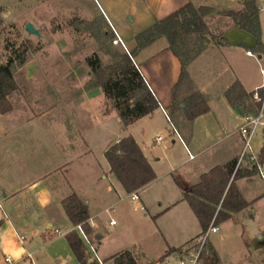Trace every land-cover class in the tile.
<instances>
[{"label": "rangeland", "instance_id": "obj_1", "mask_svg": "<svg viewBox=\"0 0 264 264\" xmlns=\"http://www.w3.org/2000/svg\"><path fill=\"white\" fill-rule=\"evenodd\" d=\"M100 3L105 8L102 0ZM99 8L97 0H0V64L13 59L16 88L7 98L12 107L17 108L14 120L23 124L18 140L13 132L0 142V184L7 188V185L13 187L29 182L23 192L10 201L4 200V192L0 188L1 207L8 213L10 206H14L13 212L34 225L28 234L36 229L37 220H42L50 212L56 213L54 227L66 232L74 224L61 204L57 210L53 202L55 197L58 200L75 191L86 202L89 212L96 214L94 222L97 223L100 241L87 235L101 260L129 248L139 254V264H148L151 259L179 264L186 254L175 251L168 256V249L185 244L184 248L190 244L185 243L187 240L202 232L190 203L181 199L182 187L193 182L188 172L195 174L202 159L208 162L212 155L210 160L217 159L216 149L220 150L228 139L238 136L242 144L234 130L245 121V115L241 117L239 113L237 125L228 124L222 133L216 134L215 129H210L213 134L207 135V128L214 126L217 116L223 118L227 105L222 94L209 95L207 99L212 114L191 126L198 142L191 144L190 132L182 131L190 147L187 151L181 144L179 133L174 130L173 122L163 113L159 114V110L129 127L121 123L117 109L110 111L109 104L106 107L110 112L102 114L97 100L88 102L81 93L77 95L82 86H91L94 79L87 58L97 52L106 64L111 58L107 50L113 53L127 49L123 42H116L118 36L107 19L103 20ZM261 17L264 18V13ZM207 19L212 29L210 37L216 42L227 19L217 13L209 14ZM29 21L39 29V36L26 30L25 25ZM101 29L108 30L111 41L99 32ZM130 34L131 29L127 28L123 36L127 38ZM210 37L209 45H205L190 62L188 75L180 84L182 91L175 96L170 112L175 109L179 116H173L176 125L180 117L186 119V108L179 104L193 101L191 96L199 86L198 81L202 79L206 84L219 74L214 63V60L218 63L219 57H215V49L209 47L212 43ZM22 59H25L23 63ZM53 77L64 79L59 80L63 90L65 84H73V96L68 92L69 103H65L66 95L60 97L55 91L57 89L50 85ZM251 100L249 98L247 105L245 103L242 107L245 114L256 115L258 112L253 110ZM110 104L114 107L112 100ZM126 134L136 135L148 146V154L158 175L156 181L139 191L142 199L140 196L134 199L132 193L124 190L111 171L105 154L111 142ZM158 136L163 139L156 142ZM57 137L59 141L55 140ZM60 142L64 144L63 150H60ZM252 144L256 154L264 152V123L257 125ZM199 147L206 148L202 157L197 156ZM212 151L215 152L211 154ZM191 154L197 157L193 159ZM66 162V168L53 173L55 167ZM173 162L183 164L170 171ZM247 163L252 167V162ZM37 180L31 189L29 184ZM256 180L255 185L261 193L264 191V178ZM254 190L249 186L245 189L251 200L257 194L252 193ZM170 204L173 205L169 207ZM252 205L253 208L239 213L240 222L227 220L218 224L219 229L210 233L198 264L210 263L213 256L210 246L219 255L220 264H264V193ZM105 206L114 208L100 212ZM112 218L116 220L115 224H110ZM242 223L251 239L250 249L246 244L248 238L242 237ZM143 252L147 257H141ZM92 259L101 264L94 252ZM62 262L71 264L67 259ZM74 264L80 263L76 261Z\"/></svg>", "mask_w": 264, "mask_h": 264}, {"label": "crops", "instance_id": "obj_2", "mask_svg": "<svg viewBox=\"0 0 264 264\" xmlns=\"http://www.w3.org/2000/svg\"><path fill=\"white\" fill-rule=\"evenodd\" d=\"M102 1L105 4V8L100 3V0H97V2L100 5L99 10L102 12L103 16L107 19L110 25L113 27L117 36L121 38V42H123V44L125 45L131 58L133 59L137 67L140 69L142 74L144 75L147 85L149 86L151 91L155 94V96L158 98L160 103V106L154 109L151 113L138 118L133 123L127 126L129 127L132 124L144 120V118L154 115L155 112L159 110V114L163 113L168 120L173 122L174 124L173 126L175 128L174 130H177V132L180 135L181 138L180 141L182 146L187 151L190 150V147L187 143V140L185 139V136L182 134V131L184 129L186 130L185 131L186 133L190 132L189 138L191 144L193 145L196 144L198 141L195 138L193 130H191V126H195V123L201 122V120H203L206 116L212 114L213 111L210 104L208 103L210 107L208 112L197 116L191 121L188 120L187 118L183 119L182 117H180V119H178V124L176 125L173 121V116L178 118L179 116L176 115L175 109H173L172 112H170V109L172 108L173 105V99L175 98L178 92L182 91L180 85L178 87H175L180 78L181 63L178 57L168 47L169 43L167 38L166 37L157 38L149 45L136 51L134 55H132L130 51L136 48L137 46V39H136L137 34L147 29L148 27L154 25V23L157 20L163 19L169 16L170 14H172L173 12L179 10L189 2H192L197 7L210 6L213 7L215 10H226L231 8H241L246 0H102ZM262 13L264 12L259 11V19L261 23V39L263 42V46L261 47L257 46V37L255 35L242 29L239 26L233 25L230 21H228L227 26H223L221 31H219V35L218 38H216V42H214L213 39L211 38L212 43L210 44L209 47L215 49L214 55L215 57L216 56L219 57L218 63L214 60V63H216L217 65L216 70L219 72V74L216 75V77L214 76L213 80L210 82L208 81L206 84H204L202 79H200L198 81L199 86L196 91L203 93L207 102H208L207 98L209 97V95L222 94L226 98L227 105L225 106L226 110L224 112L223 118L221 117L219 118L217 116L215 119L216 122L214 123V126L212 128H207L209 130V131L207 130V135L209 136L213 134L212 132H210V129H215L217 134L219 131L222 133L225 130L224 127L227 126L228 124L237 125V121H238L237 118L239 113L241 114V117L242 115H245L244 120L249 115V114H245V110L242 107L243 105L239 107H234L230 104V102L226 97V91L235 81H239L242 84L244 90L248 93V96H245L246 104L244 103L245 105H247V101L249 100V98H251L252 91L256 87L260 86L263 82L264 78L261 72V65L264 62V60L261 59V61H259L258 59L261 56V53L264 52V18L261 17ZM128 18H130V20H128ZM127 28L131 29V34L130 37L126 38L123 36V34L126 33ZM209 41L210 39L208 38L207 45H209ZM248 50H251L255 55L248 54L247 53ZM209 60L211 59L209 58ZM87 72L89 74V71ZM59 80H64V79L61 78L58 79L53 77V79L50 80V85L57 89L54 90L58 93L60 97L62 96L63 98V96L66 95L65 103L67 104L69 103L68 92H70L71 95L73 96L72 94L73 84H69V85L65 84V89L63 90L64 86L59 84L60 82ZM214 84L216 85L214 86ZM79 93H81V96L85 98L86 101L88 102L89 101L93 102L94 100H97L98 106L100 108V112L102 114H107L112 109H116L115 107H112V105L110 104V99L105 95L101 86H94V85L87 87L82 86L79 89V91H77V95H79ZM39 100L40 98H38L37 102ZM107 104L110 105L109 112L107 111V107H106ZM180 106L181 107L185 106V103L181 102ZM16 110H17L16 106H13L10 111L7 112L0 111V142H3L5 138L10 133L13 132H15L14 135L17 137V140L19 139V129L20 126L23 124L22 123L20 124L18 123V121L14 120L15 118L14 115ZM34 116L35 115H33L32 117ZM238 128L239 127H237V129H235L234 131L238 133V135L242 139V144L240 143L238 136L237 138L228 139V141L220 148V150L216 149L217 150L216 152L212 151L211 154L215 152V154L218 155L217 159L210 160L211 159L210 157H213L214 155L209 156L208 162L205 161V159H202V161H200V166H198L197 171H195V174L188 172L189 175L193 178V182H191L189 185L182 187L181 199L186 200L183 198L184 190L187 187H190L198 183L201 180V176L204 173L209 172L213 167L218 165H224L233 160L236 161L235 169H237L239 166L248 165V163L246 164V162H249L247 160L239 162V158L243 150L244 142H243V138L241 137L238 131ZM128 135H132L135 138V140L138 142L141 149L143 150L145 156L149 159L154 171L156 172L155 164L151 160V157L149 156L147 151V149H149L148 146L143 141L139 140L134 134H126L124 136H128ZM124 136L117 137L115 141L120 140ZM157 138H156V142H159ZM55 140L59 141V138L57 137V139L55 138ZM62 141L63 139L61 140V142ZM61 142H60V146H61L60 150H63L62 147L64 144ZM173 142H175V140H173ZM56 145L58 146V143H56ZM56 145L55 147H57ZM67 146H68V139L65 140V147ZM70 146L72 148V141H70ZM205 150L206 148L204 149L199 147L197 156L202 157ZM258 156L260 158V161L263 163L264 152L262 151L260 154H258ZM191 157L193 159L196 158L194 154L193 155L191 154ZM157 159L160 160L161 157H158ZM181 164L183 163L181 162L180 164H177L176 162H173L171 163L169 170L174 171L177 169L176 166H179ZM67 165L68 162L55 167L53 173L62 171L64 168L67 167ZM43 177H45V175L42 176L40 179H42ZM260 177L263 178L258 171L254 175L243 176L236 180V184L239 190L241 191L244 199L248 202V205L242 210L234 212L232 217H230L227 220L233 221L234 223L240 222L239 213L241 211H244L246 208L249 209L253 208L252 205L253 202L256 200L257 197L261 196L264 193L263 190H262L263 192L260 193L255 185L256 183L255 181H257L256 178L260 179ZM157 179H158V175L152 182L142 187L141 189L137 190L136 193L139 195V191L144 190L147 186H150L151 183H153ZM28 183L29 182H25V183L22 182L21 184H18L17 186H13V187H11V185L10 186L7 185V188L0 184V188L4 192L3 193L4 200L10 201L15 196L21 194L23 190L27 187L26 185H28ZM37 183L38 180L34 181L33 183H30L29 186L31 187V189H34V186ZM39 185L40 184H38L37 186ZM248 186L256 190V191L254 190L252 193L255 194L257 193L252 200L249 198L248 196L249 194H246L245 192V189L248 188ZM72 193H76V192L74 191L71 192L70 194ZM68 195H66L65 197H67ZM65 197H60L58 198V200L55 197V200L53 202V207H56L58 210L60 208L58 205L61 204V206L64 209L62 201ZM172 205L173 204H170L169 207H171ZM109 208H114V207L105 206V208L100 212L104 210H108ZM9 209L10 212L7 213L1 207V202H0V264H5L4 256L5 254L8 253L13 254L15 258L20 261V264H62L63 259H67V261H70L69 263L74 264L76 261H78L75 253L73 252L67 240V234L73 230H75L83 239L82 235L80 234L79 230L76 228L75 224L73 228L64 232L61 229L54 227L55 225L54 223L57 221L56 213L50 212V214H46L42 220H37L36 229L33 231L32 234H28L27 231L31 230L34 225H32L30 222H27L26 220L21 219V216L18 213L13 212L14 206L12 207L10 206ZM64 212L66 213L65 209ZM95 215L90 213L89 222L93 228L94 233L100 235V233L96 229L97 223L94 222ZM111 220H115V219L112 218ZM242 228H243L242 237L248 238V240L251 243L249 233L245 228L244 223H242ZM19 235H25L26 239L22 242L19 238ZM195 237L196 236H192L185 243H191ZM97 240L100 241V239ZM83 241L86 243L84 239ZM251 246L252 244L249 247L247 246V248L250 249ZM172 247H181V245L172 246ZM129 250H133V249H129ZM172 252H168L166 253V255L169 256L170 253ZM110 257H108L106 260H101L102 263L114 264L113 260L110 259ZM141 257H147V256L143 252V255H141ZM75 259L76 261H74ZM150 261H155L154 264H166L163 261H160V259H151ZM78 263L80 262L78 261Z\"/></svg>", "mask_w": 264, "mask_h": 264}, {"label": "trees", "instance_id": "obj_3", "mask_svg": "<svg viewBox=\"0 0 264 264\" xmlns=\"http://www.w3.org/2000/svg\"><path fill=\"white\" fill-rule=\"evenodd\" d=\"M217 13L226 17L223 26L230 21L233 25L252 33L257 37V46H263L261 39V23L259 10L255 0H246L241 8L215 10L210 6H195L189 2L169 16L157 20L154 25L137 34V46L130 51L132 55L139 49L149 45L159 37H166L169 48L181 62V74L175 87H178L188 75L190 62L199 54L210 37L211 27L207 16ZM102 18L104 20L103 14ZM105 28V27H104ZM219 29V28H218ZM106 40H112L107 29H101ZM211 38V37H210ZM220 42V41H217ZM263 52V50H262ZM109 61L104 64L100 55L95 52L87 58L94 79L90 85L101 86L105 95L112 100L122 123L127 126L138 118L151 113L160 106L158 98L146 83L145 77L137 67L130 54L123 51L111 52ZM25 59H22L23 63ZM16 88L13 76V59L0 64V111L7 112L12 109L7 96ZM248 93L239 81H235L226 91L230 104L239 107L245 103ZM193 101L186 104V118L193 120L197 116L209 111V104L203 93L196 91L191 96ZM175 98L173 99V105ZM180 105V104H179ZM260 104L253 102V110H259ZM111 171L115 173L125 190L136 192L152 182L156 177L149 159L145 156L138 142L132 135L124 136L111 143L105 151ZM249 163H251L249 161ZM252 167L239 166L235 169L236 161L213 167L201 176V180L184 190L183 198L191 204L202 228L205 231L213 222L219 224L230 217L234 212L240 211L248 205L239 190L236 180L243 176H251L258 172L256 164ZM68 218L75 225L81 224L84 231L94 240L100 235L94 233L89 222L90 213L88 205L77 193H72L62 201ZM67 240L80 264H96L92 259V252L81 236L75 231L67 234ZM249 247L250 241L246 239ZM181 247H170L168 252L181 251ZM212 257L209 264H220L221 260L213 246H210ZM139 254L135 250H124L110 257L114 264H139ZM150 261L148 264H154Z\"/></svg>", "mask_w": 264, "mask_h": 264}, {"label": "built area", "instance_id": "obj_4", "mask_svg": "<svg viewBox=\"0 0 264 264\" xmlns=\"http://www.w3.org/2000/svg\"><path fill=\"white\" fill-rule=\"evenodd\" d=\"M255 1L256 3L258 2L257 4L258 10L261 12H264V0H255ZM115 40L116 42H118V41H121V38L118 36V38ZM247 53L251 55H255L251 50H248ZM258 59L259 61H261V59L264 60V52L261 53V56ZM261 72L264 78V62L261 65ZM251 99L253 102H258L260 106H259L258 113L256 115H248L245 121L238 128V131L241 137L243 138V142H244V146H243V150L241 152L240 158H239V162L248 160L256 164L260 175L264 178L263 163L260 161L258 154L255 153L254 147L252 144V136L257 128V125L259 123H264V121L262 120V117L264 116V79H263L262 84L256 87L252 91ZM162 139H163L162 136H158L157 138L158 141ZM132 198L138 199L139 195L136 192H134L132 193ZM110 223L114 224L115 220H111ZM76 228L79 230L83 239L88 244L90 250L95 253L97 259L102 263L97 253L96 247L90 241L82 225L78 224L76 225ZM218 229H219V226L212 222L205 231H202L201 233L197 234L194 240L188 246L182 248V250L180 251V253H185L186 257L185 258L181 257V259L179 260V264H198L199 258L202 254V251L205 245L207 244L210 233L216 232L218 231ZM19 238L23 242L26 239V236L19 235ZM4 262L5 264H20V261L16 259L15 256L11 253L5 254Z\"/></svg>", "mask_w": 264, "mask_h": 264}, {"label": "water", "instance_id": "obj_5", "mask_svg": "<svg viewBox=\"0 0 264 264\" xmlns=\"http://www.w3.org/2000/svg\"><path fill=\"white\" fill-rule=\"evenodd\" d=\"M25 28L28 32L30 33H34V34H37L38 36L40 35V31L38 28H36L34 26V24L32 22H27L26 25H25Z\"/></svg>", "mask_w": 264, "mask_h": 264}]
</instances>
